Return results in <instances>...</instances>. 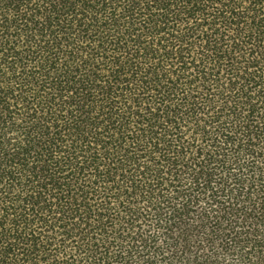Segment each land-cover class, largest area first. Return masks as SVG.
Listing matches in <instances>:
<instances>
[{
	"label": "trees",
	"instance_id": "1",
	"mask_svg": "<svg viewBox=\"0 0 264 264\" xmlns=\"http://www.w3.org/2000/svg\"><path fill=\"white\" fill-rule=\"evenodd\" d=\"M0 264H264V0H0Z\"/></svg>",
	"mask_w": 264,
	"mask_h": 264
}]
</instances>
